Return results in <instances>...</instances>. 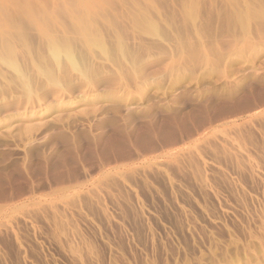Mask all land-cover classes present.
<instances>
[{
    "label": "rangeland",
    "instance_id": "rangeland-1",
    "mask_svg": "<svg viewBox=\"0 0 264 264\" xmlns=\"http://www.w3.org/2000/svg\"><path fill=\"white\" fill-rule=\"evenodd\" d=\"M0 59V264H264V0H0Z\"/></svg>",
    "mask_w": 264,
    "mask_h": 264
},
{
    "label": "clouds",
    "instance_id": "clouds-1",
    "mask_svg": "<svg viewBox=\"0 0 264 264\" xmlns=\"http://www.w3.org/2000/svg\"><path fill=\"white\" fill-rule=\"evenodd\" d=\"M47 55L51 58L52 61L59 64L61 61L67 60L70 63H74V57L70 50L63 49L58 45H50L47 49ZM5 62L0 59V64ZM9 70L15 72L17 75L22 76L20 66L15 61H9L6 65Z\"/></svg>",
    "mask_w": 264,
    "mask_h": 264
},
{
    "label": "bare ground",
    "instance_id": "bare-ground-1",
    "mask_svg": "<svg viewBox=\"0 0 264 264\" xmlns=\"http://www.w3.org/2000/svg\"><path fill=\"white\" fill-rule=\"evenodd\" d=\"M50 45H58L59 47H61V48H63V49H66V50H69L68 48H66V47H63L62 45H59V44H54V43H52V42H50ZM49 45V46H50ZM71 53L73 54V52L71 51ZM73 57H74V55H73ZM72 64H75V61H74V63H72Z\"/></svg>",
    "mask_w": 264,
    "mask_h": 264
}]
</instances>
